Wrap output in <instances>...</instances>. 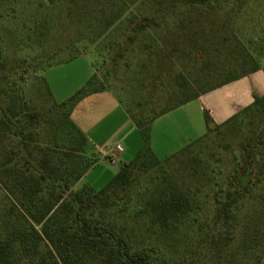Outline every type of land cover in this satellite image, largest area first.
Wrapping results in <instances>:
<instances>
[{
    "label": "trees",
    "instance_id": "1",
    "mask_svg": "<svg viewBox=\"0 0 264 264\" xmlns=\"http://www.w3.org/2000/svg\"><path fill=\"white\" fill-rule=\"evenodd\" d=\"M225 1L144 0L148 13L129 18L126 27L132 35L127 43L133 45L137 34L150 30H163L164 37L144 44V51L156 59L150 69L141 65V79L151 77L150 86L140 83L132 109L119 100L142 135L143 146L101 190L90 184L78 187L98 159L71 113L85 96L106 89H94L92 77L83 89L59 104L41 77L36 81L42 87H37L36 96L27 98L25 88L14 81V64L22 67L28 62H10L0 39V264H222L216 257L225 246H220L222 237L216 229L222 221L228 223L241 194L249 189L255 146L264 145V130L241 144L242 168L235 170L239 182L226 192L216 190L217 210L211 224L200 218L197 193L173 179L157 182L152 176L142 190L136 188L141 175L162 169L173 159L182 158L184 170L197 173L203 160L201 150L193 152L195 146L204 145L215 131L232 128L253 109H264L263 96L221 125L212 126L206 114V134L164 160L151 149L150 131L156 119L261 69L262 55L252 53L237 34L209 26L213 9ZM116 20L107 21L105 30L113 29ZM167 41L172 42L171 49L166 48ZM187 45L192 48L185 51ZM170 50L181 51L189 66H177L173 80L167 78L162 85L157 58ZM199 54L202 61L197 60ZM120 56L121 52L116 54ZM79 57L75 53L57 65ZM147 90L149 97L144 95ZM162 98L166 99L160 106ZM129 218L136 226L126 224ZM140 228L148 230L144 239L139 238ZM174 242L189 244L176 258L170 252Z\"/></svg>",
    "mask_w": 264,
    "mask_h": 264
},
{
    "label": "rangeland",
    "instance_id": "2",
    "mask_svg": "<svg viewBox=\"0 0 264 264\" xmlns=\"http://www.w3.org/2000/svg\"><path fill=\"white\" fill-rule=\"evenodd\" d=\"M148 8L144 0H0L2 48L10 62L22 59L28 62L27 66L22 67L14 64V67L17 66L14 77L16 86L24 87L25 96L30 98L32 94L36 96L37 87L41 86V82L36 79L43 77L53 100L61 104L83 89L89 79L94 77V89L103 86L118 101L121 100L126 108H134L140 83L143 81L147 87L151 81V77L141 79V65L144 63L150 69L151 63L154 65L156 62V59H151L152 55L144 51V44L164 37L163 30H150L137 34L133 45L127 43V37L132 35L126 27L129 18L138 13H148ZM111 19H117L118 22L113 29L105 30V23ZM209 21L211 28L234 32L252 53L262 55L261 69L203 95L202 99L177 109L164 121L157 123L154 131L160 137L159 140L168 139L170 142L172 153L169 156L181 151L189 141H196L206 134V114L212 126L221 125L250 106L256 97L264 96V0H226L215 6ZM28 27L31 28L30 33H27ZM215 34L217 32L212 35L210 42L214 40ZM166 45L167 49L173 46L171 41H167ZM190 48L187 45L184 49L188 51ZM120 52L121 56L116 57ZM75 53L80 57L57 65ZM157 59L161 83L157 82L162 85L167 83V78L173 80L177 66H189L188 61L183 60L181 51L173 53L170 50L167 56L160 52ZM202 59L199 54L197 60ZM149 92L145 91L144 95L149 97ZM165 99L160 100V106ZM47 105L50 106L51 102ZM121 108L124 110V107ZM253 110L250 114L240 116L232 128L215 131L204 145L194 147V153L201 150L203 160L200 164L202 168L197 173L184 170L182 158L173 159L162 169L150 170L141 175L140 186L136 190L148 185L152 176H156L157 182L173 179L197 193L200 218L211 224L217 210L214 201L216 190L222 188L226 192L232 189V183L239 182V172L235 170L242 168L241 144L254 136L258 137L264 130L263 107ZM108 119L107 124L113 126L121 122L116 117ZM256 146L257 156L248 178L249 189L241 194L228 223L223 224L225 221H222L216 229L222 237L220 246H225L216 257L222 264H264V145ZM169 156L159 158L164 160ZM99 158L97 168L78 187L90 184L101 190L119 172L121 162L112 164L101 154ZM132 194L133 197L137 195L134 190ZM126 224L130 227L135 225L130 218ZM138 235L144 239L148 236V230L140 228ZM186 245L189 244L172 243L171 256L178 257L180 249Z\"/></svg>",
    "mask_w": 264,
    "mask_h": 264
},
{
    "label": "crops",
    "instance_id": "3",
    "mask_svg": "<svg viewBox=\"0 0 264 264\" xmlns=\"http://www.w3.org/2000/svg\"><path fill=\"white\" fill-rule=\"evenodd\" d=\"M203 97L204 96L200 97L199 99H202ZM121 107L123 106L111 94V92L109 90H105L85 96L72 110L71 120L87 137L91 147V154H93L95 157L96 155L98 156V163L94 168H97L99 165L100 154L104 159L112 164L121 162V164L124 165L130 163L143 146L144 139L142 135L133 123L129 114L126 112L125 108L123 110ZM174 111H171L156 119L153 123V129L150 131V146L158 158L162 156H169L172 151H170L171 148L168 139L166 141L159 140L160 137L157 136L154 128L157 123L164 121V119L169 117V115ZM113 117H116L117 120L121 121L119 125H117L118 123L116 126L107 124L109 121L108 118L111 120ZM120 125L123 126L122 129H120ZM114 132L115 136L113 135ZM191 142L193 141H189V143L186 144L188 145ZM100 147L104 148V150H102ZM91 171L87 173L85 178L90 177L92 173Z\"/></svg>",
    "mask_w": 264,
    "mask_h": 264
}]
</instances>
